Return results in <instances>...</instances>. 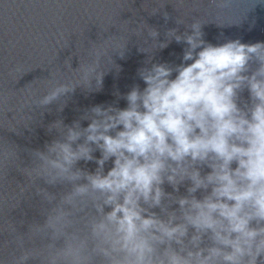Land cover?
I'll return each instance as SVG.
<instances>
[{
	"label": "clouds",
	"instance_id": "obj_1",
	"mask_svg": "<svg viewBox=\"0 0 264 264\" xmlns=\"http://www.w3.org/2000/svg\"><path fill=\"white\" fill-rule=\"evenodd\" d=\"M207 3L223 9L233 0ZM257 5L264 0L250 9ZM189 21L177 17L163 42L142 20L132 28L123 21L126 38L112 23L89 41L86 59L73 52L64 71L49 70L42 95L25 85L19 111L28 127L53 105L62 113L77 89L100 92L129 37L143 41V87L114 92L113 102L83 109L70 124L49 123L53 138L26 150L27 166L15 146L0 152V186L13 169L24 177L14 206L0 194V207L8 213L36 199L41 217L24 232L7 214L0 219V264H264V42L214 45L206 23ZM110 28L118 34L105 37ZM61 41V51L69 48L63 32ZM173 41L185 45L181 62H153Z\"/></svg>",
	"mask_w": 264,
	"mask_h": 264
},
{
	"label": "water",
	"instance_id": "obj_2",
	"mask_svg": "<svg viewBox=\"0 0 264 264\" xmlns=\"http://www.w3.org/2000/svg\"><path fill=\"white\" fill-rule=\"evenodd\" d=\"M252 2L233 0L228 8L221 9L210 6L207 0H119V4L117 0H0V152L15 146L20 166H27L26 150L43 148L53 138L46 131L49 123L63 119L70 124L83 109L113 102L114 92L126 93L133 84L143 87L137 77V70L144 66L147 58L138 50L143 41L130 36L124 59L113 56L119 70L113 69L105 76L100 92L84 94L77 89L62 113H57L53 105L51 111H45L42 116L37 113L33 122L24 127L28 121L19 107L27 94L25 85L36 91L37 96L42 95L49 86V70L61 66L64 71L63 61L73 52L86 59L91 46L89 41L96 42L102 28L117 23L120 34L126 38L128 32L123 21H134L129 25L132 28L142 20L160 33L158 41L163 42L165 31L177 27L174 22L177 17L188 22L196 15L206 23L202 29L204 39L214 45L223 43L225 38L240 39L242 43L264 42V7L257 5L251 10ZM163 3H166L164 8L152 14ZM162 12L169 15L167 23ZM179 31H184L183 26H179ZM60 32L70 40L69 48L63 51L64 41L56 42ZM112 34H118L116 28H110L104 35ZM184 47L173 41L167 48L155 51L153 62L179 64ZM77 63V57L72 56V67L76 68ZM17 68L19 71H14ZM124 106V101L120 100L119 107ZM13 114L14 119L10 120ZM16 128V132L8 131ZM92 167L94 165H89ZM8 179L7 185L0 186V194L8 198L12 207L16 203L14 189L18 183H24V177L13 169ZM6 214L20 232L26 231L28 223L41 219L36 199L22 200L8 213L6 208L0 207V219Z\"/></svg>",
	"mask_w": 264,
	"mask_h": 264
}]
</instances>
